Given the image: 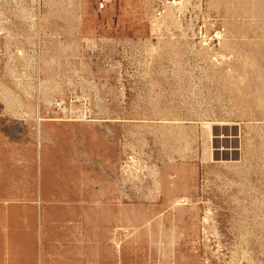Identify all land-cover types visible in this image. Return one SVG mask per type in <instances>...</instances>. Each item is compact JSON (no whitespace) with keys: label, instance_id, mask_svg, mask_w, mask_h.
<instances>
[{"label":"rangeland","instance_id":"rangeland-1","mask_svg":"<svg viewBox=\"0 0 264 264\" xmlns=\"http://www.w3.org/2000/svg\"><path fill=\"white\" fill-rule=\"evenodd\" d=\"M0 264H264V0H0Z\"/></svg>","mask_w":264,"mask_h":264},{"label":"crops","instance_id":"crops-1","mask_svg":"<svg viewBox=\"0 0 264 264\" xmlns=\"http://www.w3.org/2000/svg\"><path fill=\"white\" fill-rule=\"evenodd\" d=\"M96 201H97V205L99 206V207H102V206H104V200H105V197H98L97 196V198L95 199ZM104 213V211H102V213L101 214H103ZM95 256L97 257V255L95 254Z\"/></svg>","mask_w":264,"mask_h":264},{"label":"bare ground","instance_id":"bare-ground-1","mask_svg":"<svg viewBox=\"0 0 264 264\" xmlns=\"http://www.w3.org/2000/svg\"><path fill=\"white\" fill-rule=\"evenodd\" d=\"M105 234H106V233H105ZM105 234H104V235H105Z\"/></svg>","mask_w":264,"mask_h":264}]
</instances>
